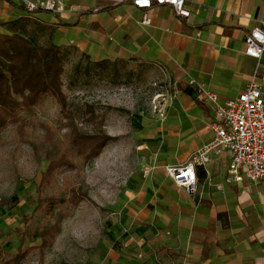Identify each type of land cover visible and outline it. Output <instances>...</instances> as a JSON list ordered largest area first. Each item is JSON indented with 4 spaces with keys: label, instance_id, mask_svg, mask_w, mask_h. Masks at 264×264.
Returning a JSON list of instances; mask_svg holds the SVG:
<instances>
[{
    "label": "crops",
    "instance_id": "crops-1",
    "mask_svg": "<svg viewBox=\"0 0 264 264\" xmlns=\"http://www.w3.org/2000/svg\"><path fill=\"white\" fill-rule=\"evenodd\" d=\"M185 5L187 18L167 4L139 9L131 0H68L59 14L0 0V28L10 23V33L71 48L92 63L118 65L128 78L156 75L175 94L165 120L152 113L136 118L139 171L113 199L117 264H264V179L232 180L226 150L196 167L193 194L164 169L185 164L213 138L215 106L197 98L191 80L223 101L254 78L264 99V52L260 58L245 54V36L264 21V0Z\"/></svg>",
    "mask_w": 264,
    "mask_h": 264
},
{
    "label": "rangeland",
    "instance_id": "rangeland-1",
    "mask_svg": "<svg viewBox=\"0 0 264 264\" xmlns=\"http://www.w3.org/2000/svg\"><path fill=\"white\" fill-rule=\"evenodd\" d=\"M1 32L7 27L1 26ZM63 91L76 122L87 132L101 127L111 137L101 153L85 164L81 184L86 192L76 207L68 200L60 217L49 218L39 200L41 172L47 161L34 154L27 142H20L12 126L0 132V262H11L23 240L26 253L19 264H117L119 235L115 196L139 171L134 132L140 130L137 117L151 116V100L162 82L153 74L132 75L119 72L118 65L92 63L71 48L63 51ZM38 120L65 133L60 104L48 96L36 107ZM95 115V123L88 119ZM94 125V126H93ZM98 130V129H97ZM30 139L39 141L44 130H30ZM55 176L41 196H58L61 177ZM17 201L10 203V197ZM114 221L116 223H114ZM55 224L58 233L52 244L42 247L40 231ZM113 250V251H112ZM110 252V253H109ZM115 253L116 259L109 254ZM114 262V263H113Z\"/></svg>",
    "mask_w": 264,
    "mask_h": 264
},
{
    "label": "trees",
    "instance_id": "trees-1",
    "mask_svg": "<svg viewBox=\"0 0 264 264\" xmlns=\"http://www.w3.org/2000/svg\"><path fill=\"white\" fill-rule=\"evenodd\" d=\"M5 26L8 31L0 32V132L12 126L18 140L31 144L34 154L47 161L41 172L36 207H44L49 218L54 217L55 212L60 217L64 213L60 205L65 201L76 207L86 197L81 184L85 164L101 153L111 137L99 126L93 125L94 130L87 132L76 122L62 88L65 48L55 44H40L20 32L10 33V23ZM48 96L60 104L64 116L63 128L66 131L61 138L50 126L38 120L36 107ZM95 118L93 113L88 117L93 123ZM38 127L44 130V134L39 141H34L30 139L29 131ZM58 173H63L58 196H41V190L47 185L51 186ZM16 201L15 196L10 197V203ZM57 233L55 224L45 226L39 233L42 241L40 245L44 247L52 244ZM19 240L18 252L12 256L11 262L1 261L0 264L20 263L26 250H22L23 240Z\"/></svg>",
    "mask_w": 264,
    "mask_h": 264
},
{
    "label": "built area",
    "instance_id": "built-area-1",
    "mask_svg": "<svg viewBox=\"0 0 264 264\" xmlns=\"http://www.w3.org/2000/svg\"><path fill=\"white\" fill-rule=\"evenodd\" d=\"M23 6L28 12L45 11L54 14L62 13L68 0H4ZM122 2L123 0H114ZM139 9L150 8L153 4L170 5L175 14L187 18L190 10L185 0H131ZM149 18L143 15L142 23L148 24ZM264 52V21L245 36V54L260 58ZM196 86L197 98L214 104L215 120L209 124L213 138L195 150L189 160L182 165H166L168 176L174 183L189 194L196 190V167L210 160V154H220L226 150L229 155L228 174L234 181L243 179L255 182L264 179V99L258 83L254 78L246 88L237 95L220 100L212 90L190 81ZM151 100V113L157 120L166 119L169 106L174 99V92L169 87L159 86ZM144 168V173L149 172Z\"/></svg>",
    "mask_w": 264,
    "mask_h": 264
}]
</instances>
